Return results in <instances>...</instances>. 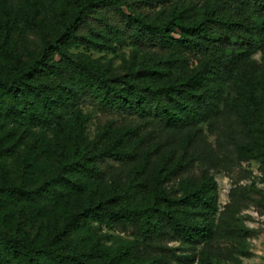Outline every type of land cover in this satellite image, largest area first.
I'll list each match as a JSON object with an SVG mask.
<instances>
[{
    "label": "trees",
    "instance_id": "1",
    "mask_svg": "<svg viewBox=\"0 0 264 264\" xmlns=\"http://www.w3.org/2000/svg\"><path fill=\"white\" fill-rule=\"evenodd\" d=\"M31 1L42 20L26 27L16 18L13 28L22 44L18 51L5 47L7 62H0V145L23 126L60 129L70 114L84 118L86 107L97 113L99 134L72 165V177L63 166L55 178L30 189L5 172L1 189L51 212L82 176L103 175L142 156L144 165L134 170L131 192L145 191V171L153 167L154 193L141 208L114 209L110 200L87 206L67 217L53 235L57 240L98 221L121 233L136 231L142 248L133 241L114 252L63 245L53 250L50 241L36 244L28 234L18 239L0 232L3 248L29 257L44 253L57 264L202 263L232 213L264 194L241 186L240 194L233 192L220 211L214 176L204 173L200 182L180 189L184 169L196 159L217 165L222 157L198 128L186 136L183 153L172 164L160 155L159 146L151 149L153 131L146 133V128L182 130L207 124L213 131L228 110L227 136L241 148L236 138L244 135L248 141L241 160L260 156L264 162V0ZM27 2L0 0V11L18 16ZM124 42L146 57L143 69L120 75L111 62L105 65L90 53L116 51ZM80 48L84 51H74ZM27 52L30 57L23 60ZM258 52L261 62L253 58ZM215 251L224 259L234 255L232 250Z\"/></svg>",
    "mask_w": 264,
    "mask_h": 264
},
{
    "label": "rangeland",
    "instance_id": "2",
    "mask_svg": "<svg viewBox=\"0 0 264 264\" xmlns=\"http://www.w3.org/2000/svg\"><path fill=\"white\" fill-rule=\"evenodd\" d=\"M16 18L28 27L39 23L42 15L31 0H28L18 16L11 17L0 11V62L4 64L7 62L4 56L5 47L18 51L22 44V37H19L13 28ZM90 53L105 65L111 62L114 72L120 75L128 74L131 69H143L147 63L146 57L128 42L119 45L116 51L92 50ZM29 57L30 52L22 56L23 60ZM253 58L261 62L262 53H256ZM83 113L85 117L81 119L74 114L67 116L60 129L23 126L15 136L7 138L6 143L0 145V232L18 239L28 234L36 244L50 241L53 250L63 245L70 248L97 247L114 252L121 245H128L133 241L142 248L141 236L136 231L121 233L111 225L98 221L82 224L69 235H60L57 240L53 237L63 229L67 217L82 213L87 206L100 205L108 200L114 209L121 206L141 208L149 205L154 193L151 185L155 173L153 167L145 171L149 182L145 191L131 192L134 170L137 166L144 165L142 156L131 165L109 169L103 175L82 176L78 182L79 186L66 188L59 204L51 212H42L37 202L1 189V179L5 172L13 182L30 189H37L44 182L55 178L63 166L67 177L75 175L72 165L87 149L95 145L99 134L97 113L91 107L84 108ZM227 113L228 110L213 131L209 130L207 124L182 130L160 129L157 125L146 128V133L153 131L151 149L159 146L160 155L168 158L172 164L180 159L186 136L198 128L202 129L201 132L212 150L223 160L220 164L213 165L201 163L196 159L191 167L184 169L185 179L178 187L184 189L191 183L200 182L204 173L214 176L218 182L220 211L231 201L233 192L240 194L241 186L255 187L264 194L263 159L258 156L247 161L241 160L243 148L247 147L248 141L244 135L236 138L243 145L241 148L233 139H229L228 126L225 124ZM1 133L6 136L5 130ZM245 204L246 206L232 213L231 221L210 243L204 261L199 264H264V197L255 201L247 200ZM215 249H219L223 254L232 250L234 255L230 259H224ZM0 264L57 263L44 253L29 257L7 251L0 241Z\"/></svg>",
    "mask_w": 264,
    "mask_h": 264
}]
</instances>
